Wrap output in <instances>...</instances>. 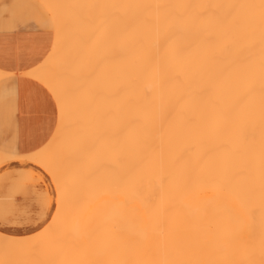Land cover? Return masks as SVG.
Returning a JSON list of instances; mask_svg holds the SVG:
<instances>
[{"label":"snow or ice","instance_id":"1","mask_svg":"<svg viewBox=\"0 0 264 264\" xmlns=\"http://www.w3.org/2000/svg\"><path fill=\"white\" fill-rule=\"evenodd\" d=\"M0 38V264H264V0H12Z\"/></svg>","mask_w":264,"mask_h":264},{"label":"crops","instance_id":"2","mask_svg":"<svg viewBox=\"0 0 264 264\" xmlns=\"http://www.w3.org/2000/svg\"><path fill=\"white\" fill-rule=\"evenodd\" d=\"M6 2H12V0H0V4L6 3ZM31 40H33L36 44H42L47 42V36L46 34L42 33H33L32 36L30 37ZM3 44V39L0 38V45ZM21 98L22 100L28 98L29 96H32L34 98V92L27 87L25 84H21ZM23 134L26 136L27 131L23 130Z\"/></svg>","mask_w":264,"mask_h":264}]
</instances>
